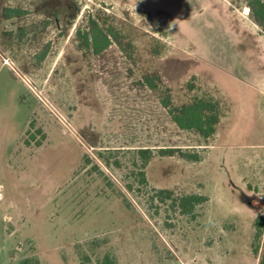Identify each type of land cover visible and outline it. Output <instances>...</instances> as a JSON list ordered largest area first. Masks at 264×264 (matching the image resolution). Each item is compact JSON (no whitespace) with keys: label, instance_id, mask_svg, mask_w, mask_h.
<instances>
[{"label":"rangeland","instance_id":"obj_1","mask_svg":"<svg viewBox=\"0 0 264 264\" xmlns=\"http://www.w3.org/2000/svg\"><path fill=\"white\" fill-rule=\"evenodd\" d=\"M89 18L124 49H78ZM165 89L175 107L214 100V134L178 129ZM143 148L199 161L155 155L140 185ZM107 150H118L109 165ZM154 189L207 200L182 216L151 201ZM257 215L264 28L245 0H0V264H258Z\"/></svg>","mask_w":264,"mask_h":264},{"label":"trees","instance_id":"obj_2","mask_svg":"<svg viewBox=\"0 0 264 264\" xmlns=\"http://www.w3.org/2000/svg\"><path fill=\"white\" fill-rule=\"evenodd\" d=\"M246 7L249 9L254 23L264 28V0H245ZM24 11L20 9H5L4 16L7 19L20 17ZM75 38L77 40V47L84 52H90L92 55L97 56L104 52L112 43L119 49L123 50L121 43V33L116 30L112 25L99 23L98 21L89 18L87 28L77 29L75 31ZM129 47V44H126ZM44 53V52H43ZM158 81V77H146L143 83L150 90H155L157 85L154 81ZM161 107L166 111V114L171 119L172 123L180 130L195 131L203 138H208L215 132V127L219 120L218 105L212 99L196 98L191 103L175 107L172 105L167 90L165 89L164 95L159 98ZM33 138V136H30ZM27 143V142H26ZM36 145H40L36 142ZM107 155L99 154V157L104 160L106 165H109V159L113 157V151L107 150ZM175 153L179 157L192 162L199 161L196 154L182 152L179 149L166 148L158 149L154 153L149 148L135 150L137 161L134 162L138 168L137 182L140 185L147 183L144 170L149 160L155 155L159 157L173 156ZM114 164L119 167L118 160ZM130 189V186H127ZM151 201H158L164 203L168 201L169 207L178 212L179 215L192 217L195 208L203 204L207 198L199 194H185L175 192L167 189H154L153 195L150 197ZM253 240L251 243V252L254 256H258V264H264V217L257 215L253 221ZM100 264H115L114 260L105 255Z\"/></svg>","mask_w":264,"mask_h":264}]
</instances>
